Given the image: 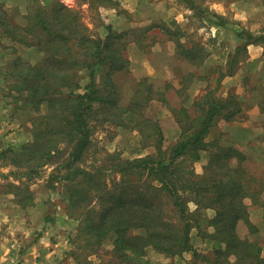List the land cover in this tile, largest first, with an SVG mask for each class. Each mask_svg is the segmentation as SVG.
<instances>
[{
    "label": "trees",
    "instance_id": "trees-1",
    "mask_svg": "<svg viewBox=\"0 0 264 264\" xmlns=\"http://www.w3.org/2000/svg\"><path fill=\"white\" fill-rule=\"evenodd\" d=\"M96 1L108 4L112 0ZM30 2L33 5L26 9L21 25L10 20L0 2V32L13 44L43 56L33 64L16 56L4 73L8 90L15 94L14 109L28 117L35 141L1 150L0 159L8 157L29 172L55 165L51 178L62 182L66 214L78 220L72 241H78L79 252H71L73 260L93 264L89 258L96 257L98 264H145L143 258L151 251L164 259L190 253L205 264H264V249L255 236L259 230L249 218L250 210L264 207V183L246 169L245 154L236 146L208 140L217 122L231 123L243 112L236 95L229 93L220 99L215 94L221 79L235 72L219 71L214 89H206L190 107L169 106L164 92L155 90L148 78L141 79L125 101L114 79L129 65L125 37L136 43L156 38L172 41L176 53L192 68L203 64V48L181 42L180 29L165 23H151L137 36L103 24L104 32L96 34L79 11L60 1L49 5ZM236 36L239 43L243 40L235 49L236 56L246 45L264 40V34L236 32ZM231 61L236 62L235 56ZM103 64L108 69L97 79ZM83 79L87 82L82 83ZM193 79L190 72L185 73L177 92L187 91ZM155 98L168 105L180 131L178 140L167 148L163 147L162 128L144 116ZM258 108L264 113V101ZM101 120L134 129L143 146H151L153 152L119 159L108 169L82 167L92 142V126ZM60 143L68 146L62 161L54 160L61 155ZM202 152L208 153L207 161L196 175L194 164ZM107 170H116L120 179L108 184ZM13 188L20 191L19 206H31L28 187ZM205 209L213 211L207 220L211 232L201 230L200 211ZM239 223L248 234L236 232ZM192 229L214 242L206 254L193 249ZM104 256L109 257L107 261H102Z\"/></svg>",
    "mask_w": 264,
    "mask_h": 264
},
{
    "label": "rangeland",
    "instance_id": "rangeland-1",
    "mask_svg": "<svg viewBox=\"0 0 264 264\" xmlns=\"http://www.w3.org/2000/svg\"><path fill=\"white\" fill-rule=\"evenodd\" d=\"M35 1L41 5L60 1L67 7L79 11L84 23L96 34L104 32L103 24L111 25L112 29L119 33L131 31L137 36L151 23H165L169 28L180 29L181 42L189 47L199 45L203 48V64L192 68L176 53L172 41L162 42L160 38H156L153 41L145 39L136 43L131 40L128 42L127 37H123L126 41L124 54L129 59V65L127 70L115 75L114 79L125 101L130 99L138 87V82L148 78L155 90L164 92L169 106L190 107L192 101L206 89H214L219 71L224 73L233 70L235 72L233 75L221 79L220 87L215 94L220 99L226 98L229 93L236 95L246 113L241 114L233 121L234 123L217 122L210 130L208 140L219 139L236 146L245 154L246 169L264 183V113L258 110L259 102L264 101V40L246 45L245 50L241 49L240 53L235 55L238 45L235 39L236 32L254 36L264 34V12L260 11L261 14H258L260 20L248 18L249 11H252L250 5L254 0H166L173 8L169 14L171 20L166 21L156 14L154 7L143 8L139 6V2L137 3L139 7H133L129 0H112L108 4H98L96 0ZM213 1L229 4L225 8L210 9L208 2ZM241 1L244 4L237 7L236 4H240ZM0 2L9 14L10 20L20 25L24 22L22 17L26 14V9L33 5L30 0ZM233 3L235 5L231 6ZM89 5L94 8L89 9ZM174 17L176 20L172 19ZM241 42L243 40H240ZM232 55L235 56V63L231 61L234 57ZM16 56L31 64L43 57L32 48L13 44L0 32V151L18 148L35 141L30 132V123L26 120L28 117L25 118L22 112L14 109L15 94L8 90V84L4 80V73L12 67L11 62ZM107 69L104 64L100 66L96 72L97 79ZM187 72L194 76L192 84L187 91L178 93L181 77ZM84 81L87 82L83 79L82 83H85ZM168 105L155 98L144 111L145 117L153 119L162 128L165 148L180 136ZM253 111L257 115L248 116ZM91 139V146L82 166L85 168L108 169L119 159L144 156L153 152L151 146H143L140 135L134 129L115 126L102 120L93 124ZM57 148L61 155L54 160L62 161L68 153V146L60 143ZM207 154L202 152L199 161L194 164L196 175L201 174L202 167L207 161ZM52 173L55 174V165L48 164L39 168L37 172H29L8 157L0 159V247H9L10 253L14 251L16 261L19 257L17 249L41 245L44 242L49 244L51 249H56L52 254L56 256L54 264H77L70 254L72 251L79 252L75 246L78 241H72L78 220L66 214L62 182L52 179L51 176L54 175ZM62 173L64 172L61 171L60 174ZM106 175H109L105 177L108 184L120 179L116 170L111 172L107 170ZM15 186L28 187L31 193V206L26 209L20 208L17 203L20 191L13 188ZM189 208L193 210L194 205L190 204ZM254 209L252 215L249 214L250 222L256 227H262L264 207ZM200 213L201 230L211 232L212 229L207 227V220L213 216V211L205 209ZM236 232L244 235L248 234V229L239 223ZM255 236L261 241L264 249V230L260 229ZM190 242L196 253L201 255L209 252L215 245L213 241L203 239L196 229H192L190 233ZM79 243L82 245V242ZM108 258L104 256L102 261H107ZM89 259L93 264L100 262L96 257ZM143 259L145 264H205L190 253H184L182 257L164 259L147 251ZM49 264H53L52 261Z\"/></svg>",
    "mask_w": 264,
    "mask_h": 264
},
{
    "label": "crops",
    "instance_id": "crops-1",
    "mask_svg": "<svg viewBox=\"0 0 264 264\" xmlns=\"http://www.w3.org/2000/svg\"><path fill=\"white\" fill-rule=\"evenodd\" d=\"M129 1H130V5H132L133 7H135V6L137 7L138 2L140 3L139 6L143 7V8L144 7L145 8L154 7V9L156 10V14L158 16H160L161 18H163L165 21L170 19L169 14H171V11H173V8L170 7V5L166 2V0H154V2H152V0H129ZM135 1H137V2H135ZM214 2H217L218 4H213ZM251 3L252 4L250 5V9H252V11H249L250 14L248 15V18L260 20L258 17V14H261V12H264V0H254ZM228 4L229 3H223L220 1H213L211 3L208 2L210 9L219 8V7L225 8ZM242 4H244L243 1H241L240 4H236V5H237V7H241ZM230 5L231 6L235 5V3L230 4ZM222 14H224V13H222ZM172 19L176 20V17H174ZM177 22H178V20H177ZM235 39L237 40L236 33H235ZM237 42H238V44H240L238 40H237ZM242 110H243L242 114L246 113L244 108ZM249 115L252 117L253 115L256 116L257 114L253 111L250 114H248V116ZM263 198H264V195H263ZM28 207L29 206L25 207L24 209H26ZM20 208L23 209L22 207H20ZM254 210L255 209L250 210L249 214L252 215ZM257 228H258V230L263 229L260 226H257ZM43 243L44 242H42V244ZM42 244L41 245H34L33 247L32 246L31 247H24L21 250L17 249V251L19 252V254H17V255H19V257H18L19 260L17 259V261L13 255L14 251L10 253L9 247L8 248L7 247L6 248L0 247V264H49L51 261L54 264V259L56 258V256L54 257L52 254H54L56 252V249L52 248L53 249L52 250L51 247H49L50 246L49 244H45V243L43 245ZM55 248H57V247H55Z\"/></svg>",
    "mask_w": 264,
    "mask_h": 264
}]
</instances>
